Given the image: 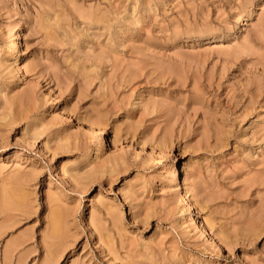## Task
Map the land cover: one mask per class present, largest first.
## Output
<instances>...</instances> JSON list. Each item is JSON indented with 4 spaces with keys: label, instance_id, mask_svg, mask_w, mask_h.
Returning <instances> with one entry per match:
<instances>
[{
    "label": "rangeland",
    "instance_id": "374dc122",
    "mask_svg": "<svg viewBox=\"0 0 264 264\" xmlns=\"http://www.w3.org/2000/svg\"><path fill=\"white\" fill-rule=\"evenodd\" d=\"M0 264H264V0H0Z\"/></svg>",
    "mask_w": 264,
    "mask_h": 264
},
{
    "label": "bare ground",
    "instance_id": "6f19581e",
    "mask_svg": "<svg viewBox=\"0 0 264 264\" xmlns=\"http://www.w3.org/2000/svg\"><path fill=\"white\" fill-rule=\"evenodd\" d=\"M254 11H255V6L251 7L249 14H248V18L246 20H248L254 14ZM243 22L244 21L240 23V26L243 25ZM19 28H20V25L18 24L15 31L7 37V53L15 56L13 59L9 61V62H12L9 64L10 66H17V64H19V60L17 58L20 52V49L18 47V40L20 39ZM183 198H186V192H183ZM190 211H191L190 204H187L185 207L184 213H189Z\"/></svg>",
    "mask_w": 264,
    "mask_h": 264
}]
</instances>
